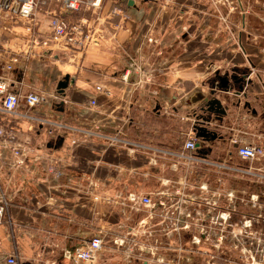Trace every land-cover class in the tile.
<instances>
[{"label":"crops","instance_id":"crops-1","mask_svg":"<svg viewBox=\"0 0 264 264\" xmlns=\"http://www.w3.org/2000/svg\"><path fill=\"white\" fill-rule=\"evenodd\" d=\"M91 1L65 16L83 20L98 44L22 59L13 71L22 95L37 90L46 100L32 107L22 102L19 115L0 111V124L13 125L19 140H29L21 164L0 141V198L7 200L0 217V264L9 255L15 264H84L64 251L98 234V264H158L157 239L170 251L165 256L186 257L173 255L174 238L158 210L149 217L129 195L178 189L174 181L189 166L177 154L196 136L194 114L205 106L217 74L236 71L250 83L240 93L233 86L215 89L225 113L209 122L216 137L201 143L197 154L221 168L236 157L237 144L264 147V0H221L218 6L209 0ZM37 19L46 29L47 15L40 11ZM23 32L15 27L0 37V47L16 49ZM4 61L0 54V67ZM23 113L84 131L118 132L150 150L111 146L97 135H48L45 125ZM248 164L253 176L264 175V156ZM230 181L226 193L237 192V181Z\"/></svg>","mask_w":264,"mask_h":264},{"label":"built area","instance_id":"built-area-1","mask_svg":"<svg viewBox=\"0 0 264 264\" xmlns=\"http://www.w3.org/2000/svg\"><path fill=\"white\" fill-rule=\"evenodd\" d=\"M100 1L93 0L90 4L96 6L99 5ZM209 1L215 6L221 3V0ZM84 4L85 0H0V37H8V33H12L17 26L22 27L24 30L20 35L21 43L19 44L21 45L17 46L16 49L8 51V47H0V54L5 57V61L0 67V111L2 113L19 115L17 111L22 102L28 107H32L46 100L45 94L37 90L29 91L24 95L21 94L18 82L14 80L13 71L22 59L28 60L35 57L43 59L50 56V53L54 50L82 52L90 45L98 44L99 37L86 27L83 20L73 22L65 16V13L80 10ZM51 5H54V7L51 8ZM40 11L47 15L46 29H41L38 25L37 13ZM89 105L95 107L96 101L92 99ZM21 116L45 125L48 135L55 133L61 135L62 132L85 136L97 135L111 146L128 143V139L122 137L118 132L114 136H109L93 130L84 131L63 122L53 121L47 116H32L29 113H23ZM18 135V130L13 125L0 124V141L8 144V147L18 157V162L21 164L24 162L26 152L24 146L28 142L27 140L19 142ZM196 144V136L194 134L190 135L185 140L181 152L177 154V159H183L188 163H206L207 159L197 154ZM136 147L145 151L150 150L147 146L137 145ZM154 152L161 153L159 149H154L152 153ZM235 152L244 161L255 162L264 156V147L259 143H240L236 145ZM236 170L231 169L230 171L236 172ZM247 173L253 175L249 170ZM260 176L264 177V175ZM171 191L166 188L149 195H129V198L136 206L147 209L150 213L149 217H154L153 210L157 209V214L165 218L169 226L179 223L185 227V220L176 222L177 216L172 218L174 217L173 213L179 206L174 195L178 190L174 189L173 193ZM187 197L189 198L186 199L184 204L196 201L192 196L188 195ZM6 204L7 200L1 197L0 217L4 213ZM187 206L186 208H188ZM187 214H189V210ZM202 216L204 217V215ZM102 244L103 237L98 234L83 244L64 251V256L78 263L98 264V254ZM6 263L15 264L14 256H7Z\"/></svg>","mask_w":264,"mask_h":264},{"label":"rangeland","instance_id":"rangeland-1","mask_svg":"<svg viewBox=\"0 0 264 264\" xmlns=\"http://www.w3.org/2000/svg\"><path fill=\"white\" fill-rule=\"evenodd\" d=\"M114 135L115 133L109 134V136ZM74 139L77 140V137L70 138L72 144L77 143L76 140L72 141ZM22 140L29 141L28 139L20 141ZM127 141L129 144L121 143L119 147L137 149L136 146L139 144L130 142L133 141L130 139ZM179 161L187 163L183 159ZM248 163L250 162L244 161L237 155L227 163H221L220 165H224L221 168L214 166V162L188 163L187 174L174 181L178 182L174 184L178 187V189L174 188L178 190L174 195L179 207L172 217L177 216L176 222L185 220L186 226H181L179 223L172 225L169 233L174 238L173 246L170 245L174 249L173 255L183 254L186 257H179L177 261L165 256V253L170 251L163 241L157 239L154 244H156L155 258L158 264H264V177L247 173ZM232 167L233 169L236 167V172L229 171ZM209 175L213 177L209 178ZM232 177L237 179L234 209L228 208L226 201V207L221 210L207 209L206 218L202 213L200 214L199 209L194 219L190 212L187 214L186 205L189 207L190 203H184L189 198L188 195L196 201L204 202L210 208L220 201L230 200L232 193H226L228 192L226 188ZM210 187H216L217 191L215 188L211 191L207 189ZM206 190H209V195L205 194ZM183 232L188 233V236L186 234L183 236L186 241L181 238Z\"/></svg>","mask_w":264,"mask_h":264},{"label":"water","instance_id":"water-1","mask_svg":"<svg viewBox=\"0 0 264 264\" xmlns=\"http://www.w3.org/2000/svg\"><path fill=\"white\" fill-rule=\"evenodd\" d=\"M213 80L214 84L212 83L210 86L211 90L209 95L204 99L205 106L200 108L199 114H194L195 119L192 125V130L196 133V137L200 139V141L196 144L197 149L201 147V143L204 141L212 140L216 137V134L213 131H210L207 126L212 119L219 120L225 113V109L223 108L220 100L214 96L215 89L228 91V89L233 86L235 91L240 93L243 91L245 83H250L249 80H244V75L239 76L236 71L230 76L228 73L222 76L217 74ZM215 81H217V83H215ZM66 85L67 76L58 84L59 93L63 92Z\"/></svg>","mask_w":264,"mask_h":264},{"label":"flooded vegetation","instance_id":"flooded-vegetation-1","mask_svg":"<svg viewBox=\"0 0 264 264\" xmlns=\"http://www.w3.org/2000/svg\"><path fill=\"white\" fill-rule=\"evenodd\" d=\"M210 177L209 178H211V177H213L212 175H209ZM230 180H232V181H236L237 179H236V177H232ZM212 188H215L216 189V191H217V188L216 187H210V188H207V189H210V191H211V189ZM201 193H203V192H201ZM205 194H207V195H209V190H206V192H205ZM234 194V195H233ZM235 194H236V192H233L232 193V197H231V199L230 200H223V201H220V202H218V204H215V206L213 207V208H210V207H208L204 202H202V201H194V202H190V205H189V207H188V210H189V212H190V215L192 216V218L194 219V215H196V212H197V209H199V210H201V211H199L200 212V214L202 213L203 215H204V217L206 218V214H205V211H207V209H218V210H221V209H223V208H225L226 207V205H225V202L227 201L228 202V208H235V205H236V201L234 200V197H235ZM201 198H204V196H201ZM199 214V215H200ZM234 216V215H233ZM234 218V217H233ZM232 218V219H233Z\"/></svg>","mask_w":264,"mask_h":264}]
</instances>
